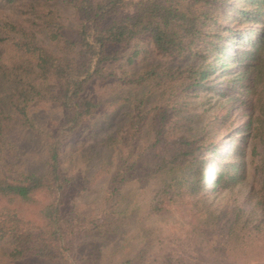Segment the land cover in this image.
Returning <instances> with one entry per match:
<instances>
[{
	"label": "trees",
	"instance_id": "1",
	"mask_svg": "<svg viewBox=\"0 0 264 264\" xmlns=\"http://www.w3.org/2000/svg\"><path fill=\"white\" fill-rule=\"evenodd\" d=\"M4 1L17 9L14 18L0 23V43L14 45L35 61L22 58L8 64L0 58L1 76L10 87V111L0 115V162L8 165L20 153L19 144L9 136L17 120L41 134L46 154L43 172L19 168L0 172V264L5 245L11 246L6 254L13 259L81 264L78 257L85 237L107 238L125 223L124 189L146 152L160 156L157 171L195 168L203 193L236 187L250 156L256 182L264 191V0ZM58 2L73 10L76 25L70 28L77 31V38L65 33L69 26ZM153 52L168 60L186 59L187 64L169 69L164 62L152 63ZM146 56L147 64L139 71L116 74L113 69L125 59L139 65ZM230 73L234 75L219 79ZM111 78L150 85L151 92L162 91L163 101L148 109L142 102L136 104L121 131L108 142L119 148L117 164L102 167L109 174L106 194L93 214L82 215L68 209L66 202L92 188L96 178L84 176L79 181L78 173L64 167V152L90 129L95 115L110 107L87 91L93 83ZM208 90L239 103L230 105L224 115H233L234 124L238 117L232 109L245 110L246 121L235 127L242 133L207 138L205 132L191 135L178 123L187 98ZM40 101L61 109L49 129L41 128L31 113ZM249 140L255 141L251 153L246 152ZM186 190L191 191L190 184L165 182L154 210H168L185 198ZM37 197L46 203L39 206L36 217H27L21 205L37 202ZM240 205L216 226L219 232L226 231V242L238 235L237 247L250 249L264 243V223ZM141 263L140 254L125 261Z\"/></svg>",
	"mask_w": 264,
	"mask_h": 264
},
{
	"label": "rangeland",
	"instance_id": "2",
	"mask_svg": "<svg viewBox=\"0 0 264 264\" xmlns=\"http://www.w3.org/2000/svg\"><path fill=\"white\" fill-rule=\"evenodd\" d=\"M57 5L69 26L65 33L77 38V31L70 28L76 25L73 10L61 2ZM16 9V6L0 0V23L6 17L14 18ZM147 56L143 59L145 62L142 60L143 63L139 65H133L126 59L118 61L113 69L116 74H122L125 70L139 71L144 63L147 64ZM0 58L8 64L22 58L35 61L33 56L25 54L10 43H0ZM150 58L152 63L164 62L169 69L187 64L186 59L168 60L155 52ZM232 75L234 74L230 73L219 79ZM89 88L88 94L106 101L110 107L95 115L90 129L84 135H78L76 145H69L64 152V167L78 173L79 181L84 176L96 178L92 188L66 202L68 209L75 208L82 215L93 214L106 194L109 174L101 171L102 167L108 163L117 164L119 148L110 146L108 142L121 131L136 104L142 102L144 108L148 109L163 101L162 91L156 89L151 92L150 85L123 84L116 78L95 82ZM9 91L10 87L0 72V115L10 111ZM229 101L227 95L209 90L200 91L187 98L188 106L179 113L178 123H182L186 132L191 135L205 132L207 138L216 139H224L225 136L229 138V133L239 135L242 132L238 133L240 128L235 127H241L247 116L242 107H235L232 109L238 117L235 124L232 122L233 115L231 118L224 117L230 105H239L238 102ZM60 112V107L48 102L40 101L31 107L37 124L44 129L55 124ZM9 136L14 143L19 144L20 153L19 157L13 155L8 165L0 162V172H12L11 169L18 168L43 172L46 148L41 134L24 127L17 120L10 129ZM245 139L246 137L243 138ZM250 140L247 141L246 152L251 153L250 148L255 141ZM141 159L138 170L124 189L123 206L127 211L125 223L107 238L98 235L85 237L78 257L81 264H125V261L134 259L138 254L142 257L141 264H264V243L260 242L250 249L237 247L238 242L235 240L239 241V236L232 237L230 243L226 242V231L219 232L216 226L217 223L224 222L226 217L232 216V208L241 206L240 204L250 216L262 218L264 223V191L260 190V184L256 182L255 163L251 162L250 156V163L241 183L232 189L205 193L200 188V175L195 168L174 166L157 171L160 156L146 152ZM207 165H211V162ZM205 169L206 167L201 171ZM170 181L175 184H190L191 191L186 190L185 198L173 203L168 210L157 212L153 207L157 193L165 182ZM37 200L21 205L27 211V217H36L35 212L37 213L39 206L46 203L43 197H37ZM215 210L220 213L217 214ZM3 251V264L54 263L33 257L13 259L10 254H6V251H11L9 245H5Z\"/></svg>",
	"mask_w": 264,
	"mask_h": 264
}]
</instances>
